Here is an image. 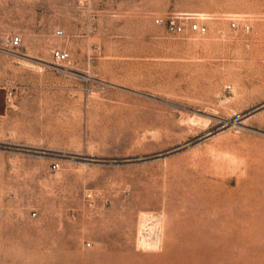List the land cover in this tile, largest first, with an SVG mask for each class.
<instances>
[{
    "label": "rangeland",
    "instance_id": "374dc122",
    "mask_svg": "<svg viewBox=\"0 0 264 264\" xmlns=\"http://www.w3.org/2000/svg\"><path fill=\"white\" fill-rule=\"evenodd\" d=\"M0 264H264V0H0Z\"/></svg>",
    "mask_w": 264,
    "mask_h": 264
},
{
    "label": "built area",
    "instance_id": "2783aa9c",
    "mask_svg": "<svg viewBox=\"0 0 264 264\" xmlns=\"http://www.w3.org/2000/svg\"><path fill=\"white\" fill-rule=\"evenodd\" d=\"M241 20L242 19L240 17L231 18L230 25L233 28H238L242 25L244 28L248 29L250 27V23H242ZM155 22L164 25L166 30L174 35H179L185 33L186 31L204 34L209 28L208 24L203 20V14L199 12H181L176 14L172 13L167 16H156ZM56 34L63 36L65 33L63 29L58 28L56 30ZM21 41L22 37L18 33L13 34L9 39L12 46H18L21 44ZM52 57L57 62H63L70 58V53L66 48L54 47L52 49ZM53 167L57 168L58 163L54 162Z\"/></svg>",
    "mask_w": 264,
    "mask_h": 264
},
{
    "label": "water",
    "instance_id": "95a60500",
    "mask_svg": "<svg viewBox=\"0 0 264 264\" xmlns=\"http://www.w3.org/2000/svg\"><path fill=\"white\" fill-rule=\"evenodd\" d=\"M160 99H162V98H160ZM162 100L167 101V102H170V103H173V104L178 105V106H180V107L189 108V109L191 108V107H189V106H186V105H183V104L174 103V102H171V101H169V100H165V99H162Z\"/></svg>",
    "mask_w": 264,
    "mask_h": 264
},
{
    "label": "bare ground",
    "instance_id": "6f19581e",
    "mask_svg": "<svg viewBox=\"0 0 264 264\" xmlns=\"http://www.w3.org/2000/svg\"><path fill=\"white\" fill-rule=\"evenodd\" d=\"M204 15V14H203ZM150 217V216H149ZM153 218V217H152ZM148 223V222H147ZM151 230V229H150ZM145 237H143V239H144ZM146 240V239H145ZM150 240V239H149ZM149 244V243H148ZM146 245V244H145ZM156 246V245H155Z\"/></svg>",
    "mask_w": 264,
    "mask_h": 264
}]
</instances>
